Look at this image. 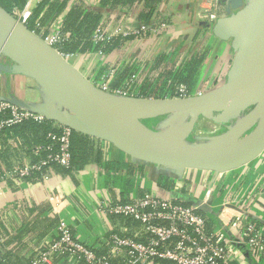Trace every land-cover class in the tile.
I'll return each mask as SVG.
<instances>
[{"label":"crops","instance_id":"1","mask_svg":"<svg viewBox=\"0 0 264 264\" xmlns=\"http://www.w3.org/2000/svg\"><path fill=\"white\" fill-rule=\"evenodd\" d=\"M251 1L243 0L240 8L227 12L220 8L213 23L204 25L199 22V11L201 6L207 5L205 0H158L150 18L157 28L154 33L125 41L106 55L94 51L75 54L69 62L79 67L92 83L98 82L100 72L106 67L116 66L118 72L111 80L110 87L121 74L129 78L134 73L136 77L133 82L121 87L136 95L150 81L159 85L166 81L168 76L165 71L177 69L183 62L202 54L196 67L194 86L199 89L204 84L224 85L229 82L238 64L243 35L237 25L230 34L220 33L217 27L221 23H230L229 18L249 6ZM75 2L88 10H100L102 23L99 26L110 34L117 26L125 29L137 26L141 23L140 16L149 11L144 0L131 6L112 8L101 7L99 0H69L66 9L46 25H40L36 20L35 27L38 26L41 35L47 32L56 19L63 22L67 9ZM159 56L164 58L159 59L158 64L156 61ZM44 80L33 65L24 59L10 57L0 45V99L28 103L36 109H45L49 105L61 108L63 103L55 99L53 90ZM169 96V91H164L159 97ZM255 105L250 104L247 109L251 110ZM68 111L80 120L85 119L84 114L73 106L68 107ZM261 112L253 132L240 139H237L240 126L217 141H205V135L195 130L201 140L172 139L169 145L156 142L154 147L209 154L234 152L257 135L264 118V102ZM191 116V113L164 114L153 119V123L157 120L159 123H155L159 126H188L192 122ZM204 118L199 119L198 127L208 122ZM50 121L55 125L59 123ZM218 124L220 129L226 130L231 122L221 124L218 121ZM126 125L141 143L142 136L146 137L143 135L146 134L145 130L130 119ZM75 132L90 137L88 162L80 167L70 169L54 165L47 177L30 174L24 178L6 180L1 178V170L8 165L0 159V264H28L57 237L59 220L70 227L77 241L97 252H105L108 250L107 240L112 225L123 232L133 231L136 227L135 223L106 217L99 210L100 204L132 199L145 192L158 197L171 196L184 204L202 206L204 209L201 211L209 229L222 234L228 241L230 256L221 264H264V255L256 260L245 241L241 242L235 236L236 232L231 235V231L229 233L227 230L228 225L222 220L224 214L230 220L242 215L264 229V150L248 163L225 172L177 169L135 160L107 141ZM14 137L11 133L9 144H13ZM22 153L23 156L19 158L11 155L9 163L28 156ZM55 195H58L57 201L64 200L57 214L52 212L50 204V199ZM51 264L82 263L69 255L57 254Z\"/></svg>","mask_w":264,"mask_h":264},{"label":"built area","instance_id":"2","mask_svg":"<svg viewBox=\"0 0 264 264\" xmlns=\"http://www.w3.org/2000/svg\"><path fill=\"white\" fill-rule=\"evenodd\" d=\"M206 6L200 7L199 22L204 25L213 23L220 8L227 12L228 0H205ZM38 0H27L22 9L14 15L19 21L27 24L32 9ZM30 29L47 45L53 47L65 60L77 54L61 51L60 45L70 38V32L63 29L62 20L56 19L41 35L40 29ZM27 26V25H26ZM154 23H139L133 28L117 26L110 34L105 28L97 27L92 33L93 44L109 43L115 36H139L154 33ZM101 55L100 51H96ZM118 68L108 66L99 74L98 82L94 83L99 89L106 92L128 94L122 87L111 90L110 82L116 76ZM136 74H131L124 85H129ZM180 97H187L190 91L184 84L176 86ZM47 120L41 112L34 111L21 105L13 99H0V131L14 127L25 121L37 123ZM57 133L50 132L51 142L36 144L31 148V156L16 159L10 166H3L1 178H24L30 174L38 173L47 177L49 170L54 165L68 168L71 166V138L75 131L65 124H57ZM93 137V136H91ZM96 139L103 140L95 137ZM33 156L36 159H33ZM19 158V157H18ZM55 195L50 199L51 209L54 214L61 211L63 199L57 201ZM99 210L106 217L123 219L135 223L133 231H120L112 225L108 236V250L97 252L89 246L77 241L70 227L59 220L56 226L57 237L28 264H51L57 254H66L82 264H221L229 256L227 239L217 232L209 229L207 219L202 211L194 205L184 204L174 197H158L148 192L115 203H101ZM224 212V209L223 211ZM223 214V213H222ZM222 220L227 224L228 232L242 242L245 241L251 254L256 260L264 255V229L251 219L236 215L230 220L224 214ZM235 230L234 232L232 230Z\"/></svg>","mask_w":264,"mask_h":264},{"label":"water","instance_id":"3","mask_svg":"<svg viewBox=\"0 0 264 264\" xmlns=\"http://www.w3.org/2000/svg\"><path fill=\"white\" fill-rule=\"evenodd\" d=\"M242 2L243 0H228L227 11L240 8ZM229 19H231L230 23H221L217 27L220 33L230 34L237 25L240 27L243 37L238 54L239 61L228 83L213 90L212 93L192 98L190 96L179 99L163 98L165 100L146 98V100L157 102L159 105L140 111L127 110V106L123 107L122 110L127 116V120L130 118L139 125L138 119L184 112L191 113V119H193L197 110H202L209 115V112L217 109H225L220 118L225 120L234 117L240 110L253 103L256 106L248 119L258 118L262 113L261 110L263 111L264 102V0H252L249 6L238 10ZM0 45L10 57L24 59L33 65L53 90L55 99L63 104L61 108L49 105L45 109H36L28 103L16 100L18 103L41 112L47 120H55L60 124L70 126L75 131L101 138L135 160L162 167L225 172L248 163L264 150V123L255 136L252 146L244 153L231 156L211 157L197 153L175 152L170 149L160 150L154 147L156 142L159 145H169V141L178 139L167 133L164 136L153 138V141L150 140L155 144L148 145L143 140L141 143L144 144H138L136 141L139 139H136L132 132L130 135L124 132L125 128L119 123L120 121L114 119L113 110L108 106L110 103L108 101H112L114 96L97 88L80 70L1 6ZM259 49L260 53H258ZM257 59V70L254 73L257 78H255L250 72ZM72 87L75 89L74 93H72ZM84 104L89 110L84 108ZM72 106L84 114V120L69 113L68 107ZM63 107L65 110H62ZM243 123L240 121L237 125V127H241L238 134L244 129ZM139 127L145 128L144 124ZM194 206L200 210L204 209L202 206Z\"/></svg>","mask_w":264,"mask_h":264},{"label":"trees","instance_id":"4","mask_svg":"<svg viewBox=\"0 0 264 264\" xmlns=\"http://www.w3.org/2000/svg\"><path fill=\"white\" fill-rule=\"evenodd\" d=\"M27 0H0V6L8 13L15 15L17 11L22 9ZM69 0H40L32 9V13L27 21V27L32 29L36 20L40 25H46L56 15L63 12L68 6ZM101 7H116V6H131L139 0H99ZM146 10L149 11L140 16L141 23H153L150 18L153 13L154 5L158 0H144ZM102 23V15L100 10H88L85 9L81 3H73L65 14L62 22L63 29L70 32V38L60 45V50L63 52L72 53H86L90 51H100L101 55H106L112 50L118 49L125 41L135 40L148 36V33L144 35L134 36L129 35L122 37L121 35L115 36L109 43L105 44H93L91 42L92 33ZM164 56H159L156 63L159 64L160 60H163ZM202 58V54L195 56L190 61H185L177 69H171L165 71L167 77L166 81H163L160 85L155 81L148 82V85L142 86L136 95H153L159 97L162 92L169 91V94L175 93V88L178 84H184L188 90L193 87L196 81V67ZM160 59V60H159ZM164 72V73H165ZM124 77V78H123ZM128 77V76H127ZM125 74H121L114 84H111V88L116 89L123 86V82L127 78ZM168 78L170 80L168 81ZM122 82V83H121ZM129 90L131 91L132 88ZM190 91V90H189ZM57 125L50 120H43L41 123L34 121H25L14 127L4 129L0 131V159L10 166L9 157L15 155L17 157L23 156L25 152L29 157L31 154V148L36 144H48L51 142L48 134L50 132L57 133ZM11 133L15 135L13 144H9L8 139ZM18 141L16 142V139ZM90 137L73 132L71 138V166L70 169L80 167L88 162V151L90 150ZM16 142V144H14ZM33 159L36 157L33 156ZM38 175V173H35Z\"/></svg>","mask_w":264,"mask_h":264},{"label":"rangeland","instance_id":"5","mask_svg":"<svg viewBox=\"0 0 264 264\" xmlns=\"http://www.w3.org/2000/svg\"><path fill=\"white\" fill-rule=\"evenodd\" d=\"M71 61V59H70ZM73 65V63H72ZM75 66V65H74ZM78 70L79 67L75 66ZM81 71V70H80ZM82 72V71H81ZM202 87H199V89H197L194 85L193 87H191L190 90V97H196L205 93H209V92H214L213 90L222 87V85H201ZM97 87V86H96ZM98 88V87H97ZM101 90V89H100ZM111 90H115L113 88H111ZM103 91V90H101ZM75 92V89L72 87V93ZM106 92V91H104ZM109 94L113 95V99L112 101H108L110 102L108 106H110L109 108L111 110H113V117L114 119H117V121H120L119 123L122 124V126L125 128L124 132L128 133L129 135L131 134V130L127 127L126 123H127V116L123 113L122 108L126 107L128 105V107L134 108V105L132 104V102L134 101H130L129 99H159V100H165L163 98L160 97H155L153 95H135V94H118V93H114V92H108ZM167 98H181L179 94H177L176 88H175V93H173V95L167 97ZM107 102V103H108ZM127 102V104H126ZM84 108L88 109L86 104H84ZM139 105V104H138ZM256 106V105H255ZM255 109V107H253V109H247V107L243 108L242 110H240V112L235 115L234 117L231 118H227L225 120H221V115L222 113L225 112V109H217V110H212L211 112H209V115H207V113L205 114V112H202V110H197L194 113V117L192 119V122H190L189 128L188 126H185V124H179L181 126H159V124L157 125L158 122L157 120L153 123V119L154 118H143V119H138L137 122L139 123V125L144 124L145 128L142 127V129H145V133L143 134L146 137L143 138L142 136V140L146 141V142H151L156 137H160V136H164L165 131L166 133L170 134L172 137H176L180 140H201L200 135L196 136L195 130L197 131H201L204 136L203 140L205 141H216L221 139L222 137L229 135L233 132V129L235 127H237L238 123L240 121L244 122L243 126L244 129L241 130V132L237 135V139H240L242 137H245L246 135H248L257 125L258 123V118H251L248 119V117H250V115L253 113V110ZM62 110H65V108L63 107ZM186 113V112H184ZM220 115V116H219ZM259 116V115H258ZM204 117H206V119L208 120V122H204V124L202 125V127H198L197 123L199 121V119H203ZM205 119V118H204ZM218 121L222 124L226 123L227 121L231 122V124L228 126V129L224 130V129H220L221 126L220 124H218ZM136 123V121H135ZM141 123V124H140ZM159 123V122H158ZM162 125V124H161ZM223 133H219V131H223ZM218 131V132H217ZM130 138H133L131 136H128ZM147 138H149L151 141H149Z\"/></svg>","mask_w":264,"mask_h":264},{"label":"bare ground","instance_id":"6","mask_svg":"<svg viewBox=\"0 0 264 264\" xmlns=\"http://www.w3.org/2000/svg\"><path fill=\"white\" fill-rule=\"evenodd\" d=\"M259 52H260V49H259L258 53ZM255 58H257V57H255ZM257 64H258V59L254 62L255 68L253 70H251V72H250L251 75H253L255 78H257V76L254 75V73L257 70L256 69ZM130 101H134V102H132V104L134 105V108H131V107H128L127 106V108H128V109L126 108L127 110L140 111V110H143V109H146V108L156 107V106L159 105V103H157V102L148 101L146 99H138V100H130ZM128 119H130V118H128ZM263 123H264V118H263V121H262V124H261V127H260L259 131L261 130V128L263 126ZM254 138L251 141H249L245 146H243L242 148H240L239 150H236L234 152L224 153V154L197 153V152L179 151V150H173V151H175V152H181V153H193V154L197 153V154H203V155L211 156V157L231 156V155H235V154H240V153L246 152L252 146V144L254 142ZM136 142H138V141H136ZM138 144H142V143L138 142ZM160 150H162V149H160Z\"/></svg>","mask_w":264,"mask_h":264}]
</instances>
